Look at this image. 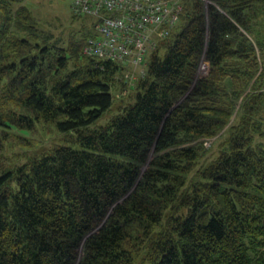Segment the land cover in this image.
<instances>
[{"label": "trees", "instance_id": "obj_1", "mask_svg": "<svg viewBox=\"0 0 264 264\" xmlns=\"http://www.w3.org/2000/svg\"><path fill=\"white\" fill-rule=\"evenodd\" d=\"M207 1L96 125L127 84L83 54L94 21L64 37L0 0V264H264V0ZM38 130L78 148L10 154Z\"/></svg>", "mask_w": 264, "mask_h": 264}, {"label": "built area", "instance_id": "obj_2", "mask_svg": "<svg viewBox=\"0 0 264 264\" xmlns=\"http://www.w3.org/2000/svg\"><path fill=\"white\" fill-rule=\"evenodd\" d=\"M70 8L73 15L94 21V35L82 49L85 56L139 69L181 11L180 0H70Z\"/></svg>", "mask_w": 264, "mask_h": 264}, {"label": "rangeland", "instance_id": "obj_3", "mask_svg": "<svg viewBox=\"0 0 264 264\" xmlns=\"http://www.w3.org/2000/svg\"><path fill=\"white\" fill-rule=\"evenodd\" d=\"M204 2H208L204 0ZM24 5L30 10L32 15L38 19L42 24H47L50 27V30L53 31L56 35H63L67 37V35L72 30H77L79 24L71 23V8H70V0H25ZM88 20V19H87ZM89 21H92L89 19ZM159 54H162L161 50H156ZM151 52V51H150ZM148 53L143 67L137 68L131 64H121L122 70L118 77L119 81L125 82L127 84V88L124 92L119 93L116 92L113 94V105L112 107L104 113L96 122V125H104L108 122V120L117 114L120 110V107L126 105L132 101L133 89L135 87L136 82L141 77V69L143 73L145 72L147 62L151 53ZM207 62L206 59H202L199 65L198 74H202L207 70ZM197 74V75H198ZM235 114L230 118L228 125L214 138L205 140L203 142V147L206 150V156L202 160V164H205L207 161L213 159L218 151L219 144L225 138L227 129L229 126L234 123ZM25 136V134H23ZM27 136V135H26ZM35 142H38L34 148L30 149L29 147L22 148H13L10 150V154H23L34 155L38 154L41 150H45L50 148L53 145L61 144L64 146H69L72 148H78V145L73 144L68 141H60V135L47 132V131H39L34 136ZM150 159V158H149ZM24 160V159H23ZM149 162V161H148ZM147 162V164H148ZM146 165H144L141 169V172L145 169Z\"/></svg>", "mask_w": 264, "mask_h": 264}]
</instances>
